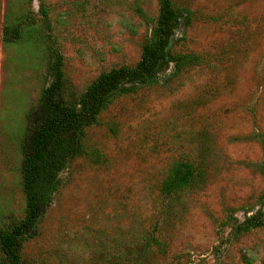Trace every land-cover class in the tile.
<instances>
[{"label":"rangeland","instance_id":"obj_1","mask_svg":"<svg viewBox=\"0 0 264 264\" xmlns=\"http://www.w3.org/2000/svg\"><path fill=\"white\" fill-rule=\"evenodd\" d=\"M164 1L0 0L6 230L27 214L28 115L52 64L79 96L159 47L152 77L123 82L84 127L23 264H264V224L241 227L264 219V0H169L161 37ZM176 163L195 178L173 190Z\"/></svg>","mask_w":264,"mask_h":264},{"label":"trees","instance_id":"obj_2","mask_svg":"<svg viewBox=\"0 0 264 264\" xmlns=\"http://www.w3.org/2000/svg\"><path fill=\"white\" fill-rule=\"evenodd\" d=\"M175 14L171 2L165 0L157 21L161 37L167 35ZM22 23L12 29L6 28V39L17 40ZM158 50V46L147 48L134 68L123 67L108 73L79 96L68 91L59 64H52L48 84L38 105L28 115L32 133L21 167L27 214L9 230L0 226V264H23V245L37 234L39 222L61 185V171L73 156L83 150L84 127L98 121L99 114L123 82H143L152 77L158 67ZM185 57L182 56V60ZM194 178L195 170L191 165L176 163L167 183L174 190L189 184ZM248 220L252 222L241 227L264 224L263 218L250 217Z\"/></svg>","mask_w":264,"mask_h":264},{"label":"water","instance_id":"obj_3","mask_svg":"<svg viewBox=\"0 0 264 264\" xmlns=\"http://www.w3.org/2000/svg\"><path fill=\"white\" fill-rule=\"evenodd\" d=\"M167 52H168V49H167Z\"/></svg>","mask_w":264,"mask_h":264}]
</instances>
